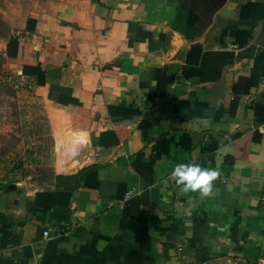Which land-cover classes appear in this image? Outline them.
<instances>
[{
	"label": "crops",
	"instance_id": "0c3cea01",
	"mask_svg": "<svg viewBox=\"0 0 264 264\" xmlns=\"http://www.w3.org/2000/svg\"><path fill=\"white\" fill-rule=\"evenodd\" d=\"M11 1L0 85L86 130L74 171L0 180V264H264V0ZM192 162L207 197L170 178Z\"/></svg>",
	"mask_w": 264,
	"mask_h": 264
},
{
	"label": "rangeland",
	"instance_id": "374dc122",
	"mask_svg": "<svg viewBox=\"0 0 264 264\" xmlns=\"http://www.w3.org/2000/svg\"><path fill=\"white\" fill-rule=\"evenodd\" d=\"M6 1L7 6L13 4L11 0ZM192 1L198 8H207L210 5L216 7L221 2ZM12 87L0 85V157L3 158L0 159V180L27 179V182L47 183L52 179V175L47 172L50 168L54 167L56 172L65 169L74 171L77 166L72 165L73 159L78 160L84 156V143L82 140L77 142V135L86 130L84 114L74 109L48 111L53 132L48 135L43 110L45 104H37L17 95ZM30 122H38L37 129L28 128ZM30 131L35 134L36 139L31 140ZM21 141L23 144L20 158V154L15 151ZM20 168H23L21 172L25 174L17 173Z\"/></svg>",
	"mask_w": 264,
	"mask_h": 264
},
{
	"label": "clouds",
	"instance_id": "9594fccd",
	"mask_svg": "<svg viewBox=\"0 0 264 264\" xmlns=\"http://www.w3.org/2000/svg\"><path fill=\"white\" fill-rule=\"evenodd\" d=\"M220 173L214 168L201 167L199 163H178L170 173V178L184 193H199L201 198L212 193L213 182Z\"/></svg>",
	"mask_w": 264,
	"mask_h": 264
},
{
	"label": "trees",
	"instance_id": "16d2710c",
	"mask_svg": "<svg viewBox=\"0 0 264 264\" xmlns=\"http://www.w3.org/2000/svg\"><path fill=\"white\" fill-rule=\"evenodd\" d=\"M12 45H14L15 46V43H12ZM10 48H11V45H10ZM9 49V48H8ZM8 54H10L11 55V53L10 52H8ZM25 70L27 71V68L26 69H24V72H25ZM57 179L58 180H63V177H61V176H57ZM65 179H66V184L67 185H69V184H71V182L74 180V177H65ZM63 186V185H62ZM59 188H62V189H64V190H70L72 187H59Z\"/></svg>",
	"mask_w": 264,
	"mask_h": 264
},
{
	"label": "built area",
	"instance_id": "2783aa9c",
	"mask_svg": "<svg viewBox=\"0 0 264 264\" xmlns=\"http://www.w3.org/2000/svg\"><path fill=\"white\" fill-rule=\"evenodd\" d=\"M258 132L261 134H264V121L261 126L258 127ZM44 235H47V232L44 233Z\"/></svg>",
	"mask_w": 264,
	"mask_h": 264
}]
</instances>
